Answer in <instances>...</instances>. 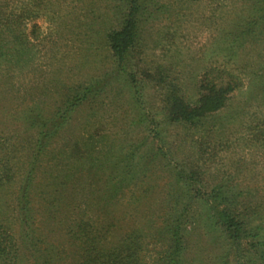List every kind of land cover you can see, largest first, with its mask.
Returning <instances> with one entry per match:
<instances>
[{"label":"rangeland","instance_id":"obj_1","mask_svg":"<svg viewBox=\"0 0 264 264\" xmlns=\"http://www.w3.org/2000/svg\"><path fill=\"white\" fill-rule=\"evenodd\" d=\"M146 1L150 15L142 24L132 67L144 100L137 106L108 46L107 33L120 22L119 0H0V162L10 167L11 175L0 191V218L16 240L21 235L19 196L31 161L37 160L30 187L33 212L45 219L47 176L41 168L49 160L61 163L68 150L79 148L74 153L84 155L73 170L83 190L69 207L62 204L59 217L45 219V225L37 222L39 249L57 254L52 264L81 261L70 225L83 217L97 226L111 218L118 222L108 246L131 229L140 230L143 262L156 264L166 247L158 231L175 213L172 206L184 202L190 204L184 231L187 264H222L224 258L237 264L229 240L213 228L206 196L222 181L241 191L240 200L254 212L253 224L264 226V142L259 137L264 127V26L248 27L253 8H263L262 0ZM24 6L31 11L25 14ZM223 68L242 80V86L212 118L210 140L199 151L197 129L167 121L165 86L154 77L166 72L193 100L204 74ZM95 82L103 89L92 101L69 115L60 111L77 86ZM38 109L47 122H62L41 147L37 129L27 121ZM90 136L94 144L86 152ZM131 150L135 158L122 172ZM191 169L198 171L196 177L187 182L179 177ZM112 175L124 179L106 201L101 189L115 183L109 181ZM103 206L106 213L101 215L97 208ZM261 253H252L251 264H264ZM26 260L37 264L33 257Z\"/></svg>","mask_w":264,"mask_h":264},{"label":"trees","instance_id":"obj_2","mask_svg":"<svg viewBox=\"0 0 264 264\" xmlns=\"http://www.w3.org/2000/svg\"><path fill=\"white\" fill-rule=\"evenodd\" d=\"M261 3L263 8H257V6L253 8V19L249 21L248 27L264 26V0ZM117 8L120 9V22L117 27L107 33L108 46L118 63L119 70L124 74V83L131 87V102L134 105L141 106L144 101L142 99V88L138 84V79L132 67L134 66L135 51L137 52L138 47L141 46L142 24L147 16L150 15L149 7L146 0H119ZM22 11L26 14L31 9H29V6H24ZM19 17L22 18L21 15ZM156 73L154 79L157 84L165 86L163 100L167 121L186 124L193 129H197L199 131L197 137L199 140V151H205V147L208 145L207 142L210 140L208 133H211L214 128V123H211L212 118H215L222 110L227 108L232 93L242 86V80L226 68L219 69L216 72L212 71V73H216L215 75L209 72L205 73L198 83L200 93L196 99L192 100L184 94L178 82L173 79H167L169 76L166 72L160 70ZM147 77H150V74H147ZM99 84L100 82H95L84 87L77 86L76 90L68 95L60 111L63 110L62 113L69 115L71 111L82 105L86 100L90 99L92 101L96 94L103 89V84L98 87ZM36 111L33 110L35 114L27 117V121L31 120L28 127L31 126L37 129L39 135L37 143L41 147L43 139L51 138L57 126L62 122L58 123V121L54 120L55 118H51V121L47 122L40 110ZM39 117H41L42 122L36 124L37 121H40L37 119ZM224 124L225 118L224 122L216 126L217 129H221ZM261 131L262 134L259 137L263 143L264 127ZM92 138L93 136H90V139ZM88 144L91 146L84 144V146L89 148L86 152L91 151L94 138ZM75 149L71 150V152L69 150L65 152L64 156L66 159L63 158L61 163H53L49 160L46 166L41 168L42 172L47 176V182L44 185L45 187L47 186V190H44L47 196L43 199L44 206L42 208V213L47 220H54V218L59 217L60 213H64L62 204L69 207L71 202L80 194L79 192L83 190L79 186L78 176L73 174V170L77 164H81L79 161L84 162V155L82 151L75 154ZM39 151H42V148H39ZM135 155L136 152L131 150L129 154L124 156L127 162L125 161L122 166V172L127 169ZM35 162L37 163L36 159L31 161L32 170L29 171L25 180H23L25 183L21 187L19 196L20 213L18 219L20 221L21 234L19 240H16L14 234L8 230V227L6 228L5 223L0 218V264H26L25 260L30 257H33V261L37 264H52L57 257V254L52 249L44 252L38 247V243L42 242V233L37 231V222L42 221L41 223L45 225L46 220L42 217L37 219L35 212H33V194L30 187L33 173L37 171L34 165ZM9 169L10 167L6 168V165L2 166L0 162V191L11 179ZM197 175L198 171L191 169L185 177H179L185 178L186 180L184 181L187 182L188 179H193ZM123 179L124 176H121L118 181L114 176L109 177V181H116L112 185L109 183L105 184L104 190L101 189V198L106 199V201L111 200L115 196L114 191L117 185ZM232 189L227 183L224 184V181L213 186L210 193L206 195L208 196V202L212 204L213 212H211L210 217L213 221V228H217L222 232V236L229 240L237 258V264H251L252 253L255 254L261 251L262 253L259 257L260 259L264 258V248L262 249V246H264V235L262 232V230L264 231V226L253 224L254 212L251 214L248 207L249 204L240 200L241 191H233ZM172 207L175 213L168 215L163 227L158 231L161 235L160 239L166 241V247L157 258V261L154 262L156 264H187L185 252L188 247V241L184 231L188 222L190 204L184 202L182 207L178 205ZM97 210L101 211V215L106 213L104 206L97 208ZM117 223L111 218L107 222L103 220L97 226L91 218L83 217L74 222L73 225H70V234L77 240L81 250V261L79 264H144L140 255L143 247V237L140 230L133 228L111 246L107 245V240L113 233V229L117 228ZM42 229L45 231V226ZM23 249L28 250L30 254L23 252ZM40 260L43 261L41 262ZM222 264H228V261L224 258Z\"/></svg>","mask_w":264,"mask_h":264}]
</instances>
